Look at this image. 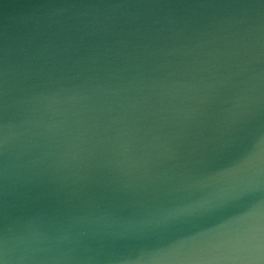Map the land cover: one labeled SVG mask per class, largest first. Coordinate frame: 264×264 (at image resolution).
I'll return each mask as SVG.
<instances>
[{
    "label": "water",
    "instance_id": "1",
    "mask_svg": "<svg viewBox=\"0 0 264 264\" xmlns=\"http://www.w3.org/2000/svg\"><path fill=\"white\" fill-rule=\"evenodd\" d=\"M3 264H264V0H0Z\"/></svg>",
    "mask_w": 264,
    "mask_h": 264
},
{
    "label": "snow or ice",
    "instance_id": "2",
    "mask_svg": "<svg viewBox=\"0 0 264 264\" xmlns=\"http://www.w3.org/2000/svg\"><path fill=\"white\" fill-rule=\"evenodd\" d=\"M0 264H3V262H2V261H0Z\"/></svg>",
    "mask_w": 264,
    "mask_h": 264
}]
</instances>
